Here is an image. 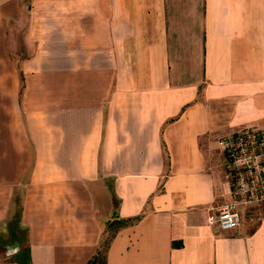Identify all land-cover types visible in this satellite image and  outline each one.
Wrapping results in <instances>:
<instances>
[{
    "label": "crops",
    "instance_id": "1",
    "mask_svg": "<svg viewBox=\"0 0 264 264\" xmlns=\"http://www.w3.org/2000/svg\"><path fill=\"white\" fill-rule=\"evenodd\" d=\"M244 125L264 0H0V264H264V200L207 220Z\"/></svg>",
    "mask_w": 264,
    "mask_h": 264
},
{
    "label": "built area",
    "instance_id": "2",
    "mask_svg": "<svg viewBox=\"0 0 264 264\" xmlns=\"http://www.w3.org/2000/svg\"><path fill=\"white\" fill-rule=\"evenodd\" d=\"M219 143L225 154L230 200L213 207L207 220L225 230L239 224L243 206L264 200V126H241L222 135Z\"/></svg>",
    "mask_w": 264,
    "mask_h": 264
},
{
    "label": "rangeland",
    "instance_id": "3",
    "mask_svg": "<svg viewBox=\"0 0 264 264\" xmlns=\"http://www.w3.org/2000/svg\"><path fill=\"white\" fill-rule=\"evenodd\" d=\"M246 208H244V213H251L252 212V206L249 204V205H246L245 206ZM18 232H19V235H18V239H20L21 238V241L19 242L17 239H15L16 241H18V243H21L20 245H22L23 244V239H24V232H25V230H21V229H18ZM109 232H106V233H104L103 234V236H102V238H101V241H100V244H99V247H98V249H97V254L96 255H98L97 257H98V259H99V261L98 262H100L102 259H103V255H104V251H105V247H106V242H107V239H108V234ZM6 236V244L8 245L9 244V246H6V253H8V251L10 252V250L12 249V247H14L13 246V242H15L14 241V239H10V238H8V235L6 234L5 235ZM17 248V247H16ZM15 248V249H16ZM7 256L9 255V254H6Z\"/></svg>",
    "mask_w": 264,
    "mask_h": 264
},
{
    "label": "trees",
    "instance_id": "4",
    "mask_svg": "<svg viewBox=\"0 0 264 264\" xmlns=\"http://www.w3.org/2000/svg\"><path fill=\"white\" fill-rule=\"evenodd\" d=\"M14 259L19 262V264H32L30 261V252L28 246L25 245L19 248L15 253ZM86 264H105V261L102 263L98 262V257L94 255L87 261Z\"/></svg>",
    "mask_w": 264,
    "mask_h": 264
}]
</instances>
